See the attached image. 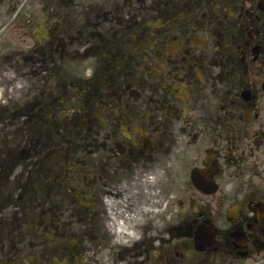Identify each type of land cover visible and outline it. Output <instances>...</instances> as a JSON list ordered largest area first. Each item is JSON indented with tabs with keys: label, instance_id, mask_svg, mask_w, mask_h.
<instances>
[{
	"label": "flooded vegetation",
	"instance_id": "obj_1",
	"mask_svg": "<svg viewBox=\"0 0 264 264\" xmlns=\"http://www.w3.org/2000/svg\"><path fill=\"white\" fill-rule=\"evenodd\" d=\"M0 264H264V0H0Z\"/></svg>",
	"mask_w": 264,
	"mask_h": 264
}]
</instances>
